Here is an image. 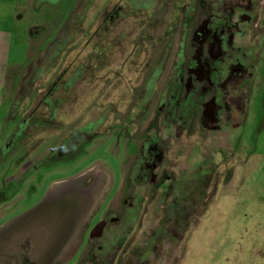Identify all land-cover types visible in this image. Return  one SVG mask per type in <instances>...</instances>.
<instances>
[{
  "label": "rangeland",
  "instance_id": "rangeland-1",
  "mask_svg": "<svg viewBox=\"0 0 264 264\" xmlns=\"http://www.w3.org/2000/svg\"><path fill=\"white\" fill-rule=\"evenodd\" d=\"M35 1L0 0V264H87L89 247L82 252L86 232L95 218L112 222L114 216L121 217L118 224L107 231L99 230V225L98 235L94 233L99 239L92 242L94 246L102 244L97 249L99 264H114L123 245L129 251L116 264H264V39L256 45L255 75L247 82L251 101L239 147L228 164L220 162L217 175L223 176L211 178L210 170L206 172L205 205L191 204L190 222L174 230L171 224L176 214L156 204L159 198L147 201L144 196L142 209L125 207L124 195L126 205L134 200L130 182L136 175L126 169L137 146L118 139L122 135L119 123L110 130L115 139L107 135L103 121L108 106L116 114L131 108L134 89L141 87L148 94L164 87L162 78L147 77L145 64L136 75L134 67L123 68V61L133 50L132 43L140 41L147 47V42L153 50L151 61L159 72L164 68L166 11L178 1L77 0L74 13L46 42L47 29L54 24L38 20L45 7L37 15ZM220 1L226 0L216 2ZM124 3L141 15L154 10L149 24L156 43L146 35L143 17L125 13ZM259 7L264 10V0H259ZM76 9L85 14L86 22L97 15L93 29L102 27L107 14L115 16L106 27L111 31L110 53L101 60L94 58L98 55L86 37L89 24L75 23ZM102 31L94 39L100 46L108 44ZM177 31L168 38L176 51ZM63 72L66 75L55 85ZM35 108H41L35 113L38 119L54 122L19 133V123ZM193 140L182 152L180 146L172 152L175 157L183 154L172 161L182 173L213 159L218 151L214 139L202 146L203 154L196 155ZM190 155L189 163L185 159ZM145 158L144 163L150 162L148 152ZM106 168H114L115 174ZM199 196L194 194L191 200Z\"/></svg>",
  "mask_w": 264,
  "mask_h": 264
},
{
  "label": "flooded vegetation",
  "instance_id": "flooded-vegetation-1",
  "mask_svg": "<svg viewBox=\"0 0 264 264\" xmlns=\"http://www.w3.org/2000/svg\"><path fill=\"white\" fill-rule=\"evenodd\" d=\"M177 1L166 11L165 31L168 37L163 44L161 54H164L162 59L165 58V66L162 69H169L167 74H164L162 69L159 72L157 65L151 61L153 50L147 42H145L147 47H144L140 41L132 43L133 50L128 59L125 56L124 62L130 64V70L134 67L136 75L142 73V65L145 64L147 77L162 78L164 87L160 91L155 87L149 90L148 94L146 91L143 93V89L140 90L141 87L138 90L134 89L136 99L131 108H125L122 112L117 110L116 114L115 110L108 106L106 112L104 111L106 118L103 121L107 135L115 139L113 131L110 130L112 127H119L116 125L119 123L122 135L118 139L125 140V143L128 139V142L137 146V149L129 156L128 169H126L129 175L130 173L136 175L130 182V192L134 200L133 203L126 205L127 197L124 195L125 207L142 209L140 204L144 203V196L147 197V201L151 199L155 201V198H159L156 204H159L161 208L172 209L176 214L171 224L174 230L179 228V224H186L188 219L190 222L191 204L200 207L205 205L204 191L208 187L203 180L207 176L206 172L210 170L211 178L219 179L223 176L217 175L220 162L224 165L228 164L229 159L232 160L234 152L239 147L240 140L243 138V120L251 101L247 82L255 75L252 62H255L257 58L256 45L264 39V10L259 7V0H226L219 3L216 2L217 0ZM129 5L130 3H124L123 11L130 12L136 17L142 16L143 22L147 23L146 35L156 43L157 40L151 33L153 30L149 24L154 10L153 12L147 10L146 14L141 15V12L128 9ZM114 18L115 16L110 14L104 16L102 27L93 29L90 37L94 48L99 50L103 47L104 54L110 53L111 31L106 27L110 26ZM175 28L178 30L177 51L174 50V41L168 39L172 35L174 37ZM100 31L105 38L104 43H108L104 46L94 42V39L100 37ZM123 36L120 33V37ZM244 39L247 41H242ZM144 53L146 59L143 63L142 54ZM60 75L55 85L66 73L63 72ZM40 109L35 108L29 111L28 117L19 123V133L29 131L31 127L38 129L54 122L38 119L35 113ZM153 117L158 119L154 121ZM213 136L216 137L213 138ZM214 139L218 144V151L216 149L213 159L206 160L187 174L182 173L176 163L172 165V161L179 159V154L176 158L175 153H172L174 147L180 146L178 149L182 152L188 141L193 140L197 145L194 149L196 155H201L204 153L202 146ZM146 152L151 158L148 163H144L147 159ZM167 156L168 164L165 165L163 162ZM191 158L190 155L185 160L190 163ZM121 167H124L122 159H120ZM106 169L109 173L112 171L115 174L114 168V170ZM120 191L124 194L122 189ZM194 194L200 195L199 200H191ZM110 219L114 221L95 218L94 223L91 224L92 227L86 232L85 247L82 252L89 247L90 259L87 264H99L102 261L101 255L97 253L98 246L101 250L102 244L94 246L92 242L99 240L94 235L99 233L96 227L101 225L102 229L99 228V230L107 231L111 225L118 224L121 217L114 216ZM102 220L105 222H101ZM184 237L185 233H183V240ZM121 240L126 241L127 238L123 237ZM123 247H120L115 254L114 264L117 263L118 258L124 257L123 252L128 253L129 249ZM72 251H75V247ZM78 260L79 256L77 262Z\"/></svg>",
  "mask_w": 264,
  "mask_h": 264
},
{
  "label": "trees",
  "instance_id": "trees-1",
  "mask_svg": "<svg viewBox=\"0 0 264 264\" xmlns=\"http://www.w3.org/2000/svg\"><path fill=\"white\" fill-rule=\"evenodd\" d=\"M75 0H55L53 3H50V2H47L46 4L45 3H43L44 2V0H40L39 2H37V0L34 2L35 4H34V8H33V10L36 12V14L38 15V13L40 12V11H42L43 10V7H45L44 9H45V11H44V13L43 12H41L42 14L39 16V17H37L38 18V20L39 19H46V21H49L50 23H52V24H49V25H53V26H49V29H47L48 30V33L46 34V36H45V39H44V42H46V41H48V40H50L51 38H52V35H54L55 34V32L57 31V29L58 28H60V27H63L64 26V24H63V22H64V20H68L69 19V17L74 13V11H75V9H74V7H76L77 6V0L74 2ZM53 4V5H52ZM37 5H39V6H37ZM52 5V6H51ZM42 6V7H41ZM48 7V8H47ZM92 7H90L89 8V10L91 9ZM76 11L78 12L77 14H78V18H77V20H75V23L76 24H78L80 27H82V23L83 22H86L85 21V14L83 15L82 13V11L81 10H77L76 9ZM58 12V13H57ZM90 12V11H89ZM99 12H101V11H98V12H96V14H98ZM103 13V12H102ZM101 13V14H102ZM47 17V18H46ZM83 19H84V21H83ZM96 19H97V15H93L92 16V18H91V21H89V22H86L87 23V25L89 24V26L88 27H86V29H85V33H86V37L88 36V38H90L91 37V35H92V31H93V25L95 24V23H97L96 22ZM98 24V23H97ZM78 26V27H79ZM91 26H92V29H91ZM76 37V36H75ZM43 41H42V43H41V45H40V48H42L43 47ZM39 48V50H41ZM94 53L95 54H97L98 56H100V57H98V56H95L94 58L96 59V60H101L102 58V56H104V55H107V54H104L103 53V51L101 52V50H98V49H95L94 48ZM59 60V59H58ZM58 62L59 61H57L56 62V64L58 65ZM125 62V59H124V61H123V63ZM129 65V68L128 69H130V64H126V63H124V66H123V68H125L126 66H128ZM127 69V70H128ZM44 75H45V72H44ZM117 75H119V74H117ZM122 75V74H121ZM50 125V124H49ZM48 126V125H47ZM49 127H52V126H49ZM51 129V128H50ZM85 143V142H84ZM83 143V144H84Z\"/></svg>",
  "mask_w": 264,
  "mask_h": 264
},
{
  "label": "crops",
  "instance_id": "crops-1",
  "mask_svg": "<svg viewBox=\"0 0 264 264\" xmlns=\"http://www.w3.org/2000/svg\"><path fill=\"white\" fill-rule=\"evenodd\" d=\"M1 43H3L2 41H0V44ZM4 54H5V50H4ZM4 61V65L6 66V64H5V60H3ZM2 83L4 82V77H3V81H1Z\"/></svg>",
  "mask_w": 264,
  "mask_h": 264
}]
</instances>
